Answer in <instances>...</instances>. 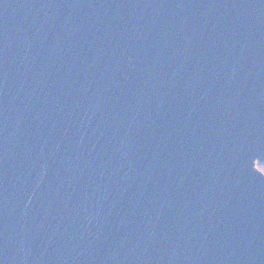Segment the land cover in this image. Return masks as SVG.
Instances as JSON below:
<instances>
[{"label": "water", "instance_id": "1", "mask_svg": "<svg viewBox=\"0 0 264 264\" xmlns=\"http://www.w3.org/2000/svg\"><path fill=\"white\" fill-rule=\"evenodd\" d=\"M264 0H0V264H264Z\"/></svg>", "mask_w": 264, "mask_h": 264}, {"label": "trees", "instance_id": "2", "mask_svg": "<svg viewBox=\"0 0 264 264\" xmlns=\"http://www.w3.org/2000/svg\"><path fill=\"white\" fill-rule=\"evenodd\" d=\"M257 167L264 172V163H257Z\"/></svg>", "mask_w": 264, "mask_h": 264}]
</instances>
